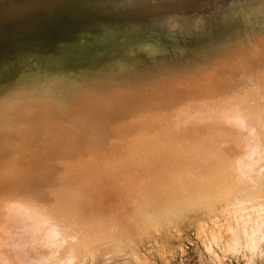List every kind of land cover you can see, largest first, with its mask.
Listing matches in <instances>:
<instances>
[{
	"label": "rangeland",
	"instance_id": "374dc122",
	"mask_svg": "<svg viewBox=\"0 0 264 264\" xmlns=\"http://www.w3.org/2000/svg\"><path fill=\"white\" fill-rule=\"evenodd\" d=\"M108 1L0 10V264H264V0Z\"/></svg>",
	"mask_w": 264,
	"mask_h": 264
},
{
	"label": "bare ground",
	"instance_id": "6f19581e",
	"mask_svg": "<svg viewBox=\"0 0 264 264\" xmlns=\"http://www.w3.org/2000/svg\"><path fill=\"white\" fill-rule=\"evenodd\" d=\"M69 0H64V2H68ZM92 1V0H91ZM103 1V0H102ZM105 1V3H103L101 6H102V8L103 9H105V8H107L108 9V7H110V1H106V0H104ZM127 1H131V0H127ZM210 1H212V0H208V1H206L207 3L208 2H210ZM96 2V1H95ZM90 3V2H89ZM93 3H94V1H93ZM98 3H99V0H98ZM75 4H76V1H75ZM176 3H169V1L168 0H161V1H154V0H133L132 2H125L124 1V3H122L121 1H119V0H116V2L114 3V4H112V6H116V7H120L121 8V10H125V12L123 13L124 15V17H125V19L126 20H128V21H136V22H138L139 20L140 21H147V20H150V19H152V18H154V17H156V16H160V15H168V14H171V13H173V12H178V11H180V6L179 5H175ZM2 5V6H1ZM20 5H22L21 4V2L20 3H18L17 2V0H0V10L2 9V7L3 6H6V10H2L1 12H3L4 14L3 15H8V14H14V15H24V14H27V13H32V14H35V13H40V11H42L44 8H43V6L42 5H34L33 6V8L32 9H27V8H25V7H22V8H20L21 6ZM96 5V4H95ZM227 5H231V1H229V0H215L214 1V5H211V7L212 6H215V7H217V6H220L219 8L220 9H222L224 6H227ZM72 6L73 5H71V7H69L67 10V12H70V10L72 9ZM179 7V8H178ZM218 8V7H217ZM66 10H64L63 12H65ZM154 15V17H152ZM189 15V14H188ZM1 17H4V16H1ZM152 17V18H151ZM24 18H28V16H23L22 17V19H24ZM174 23V22H173ZM179 25V24H178ZM178 25L177 26H175V27H178ZM247 38H249V37H247ZM206 53L207 52H205L203 55L204 56H206ZM207 54H209V53H207ZM218 55H219V53H218ZM210 56V55H209ZM216 57H214L213 59H215ZM205 60V59H204ZM210 61H213V60H211V57H210ZM215 61V60H214ZM207 62V61H206ZM207 64V63H206ZM211 64V63H210ZM175 65V64H174ZM173 65V66H174ZM208 65V64H207ZM212 65V64H211ZM172 66V67H173ZM206 65H204V67H205ZM170 67V66H169ZM206 68V67H205ZM160 69V68H159ZM162 69H165V68H162ZM161 69V70H162ZM209 69V68H208ZM208 69H204V70H208ZM160 70V71H161ZM195 70V69H194ZM194 70H193V72H194ZM201 70H203V69H201ZM200 70V71H201ZM153 71V70H152ZM156 71V70H155ZM187 71V70H186ZM197 71H198V69H197ZM154 72V71H153ZM192 72V71H191ZM191 72H190V74H191ZM203 72V71H202ZM185 73H187V74H189L188 72H185ZM148 74V73H147ZM151 74V73H150ZM156 74V73H155ZM182 74V73H181ZM189 74V75H190ZM143 75H146V74H142V75H140V76H142L143 77ZM178 75V74H177ZM188 75V76H189ZM161 76V75H160ZM159 76V80L161 79V77ZM175 76V75H174ZM183 76H186V75H184L183 74ZM182 76V77H183ZM137 77H139L138 75L135 77V78H137ZM176 77V76H175ZM178 77H179V75H178ZM177 77V78H178ZM181 77V76H180ZM179 77V78H180ZM134 78V77H133ZM134 78V79H135ZM164 78V77H163ZM162 78V79H163ZM172 78V77H171ZM170 78V79H171ZM133 79V80H134ZM154 79V78H153ZM165 79V78H164ZM168 79V78H167ZM166 79V80H167ZM130 80H132V78L130 79ZM130 80H128V81H130ZM144 80V79H143ZM152 80V79H151ZM155 80V79H154ZM157 80V79H156ZM156 80H155V82H156ZM161 81V80H160ZM159 81V82H160ZM163 81V80H162ZM136 82V81H135ZM158 82V81H157ZM118 83V82H117ZM123 83V82H122ZM153 82H150L149 83V85H151ZM119 84H120V82H119ZM156 84V83H155ZM155 84H154V86H155ZM104 85H107V83L106 84H104ZM109 85V84H108ZM111 85V84H110ZM113 85H114V83H113ZM153 85V84H152ZM101 86V85H100ZM99 86V87H100ZM102 86H103V84H102ZM101 86V89L102 88H105V87H102ZM156 86H158V83H157V85ZM108 87V86H107ZM146 87H148V86H146ZM146 87H144V88H146ZM87 88V87H86ZM89 88V87H88ZM87 88V89H88ZM92 88V87H91ZM95 88V87H94ZM82 89V88H81ZM99 90H100V88H98ZM126 89V88H125ZM138 89V88H137ZM137 89H135L134 91H138ZM143 89V87L141 88V90ZM144 90V89H143ZM263 92H264V90L263 89H261ZM73 91H76V89L74 90L73 89ZM72 91V92H73ZM125 90H123V93H125L124 92ZM133 91V90H132ZM133 91V92H134ZM71 92V91H70ZM71 92V93H72ZM117 92V91H116ZM115 92V93H116ZM130 92V91H129ZM231 92V91H230ZM120 93V92H119ZM122 93V94H123ZM128 93V92H127ZM262 93V92H261ZM66 94H68L67 92H66ZM113 95H120V94H114V93H112ZM264 94V93H263ZM71 95H73V94H71ZM103 95V94H102ZM52 96V95H51ZM66 96V95H65ZM74 96V95H73ZM108 96H110V95H108ZM54 97H56V96H54ZM71 97V96H70ZM96 97V96H95ZM119 97V96H118ZM222 97H224L223 95H222ZM229 96H227V98H228ZM234 97H236L237 98V96H234ZM57 98V97H56ZM60 98V97H59ZM58 98V99H59ZM66 98V97H65ZM65 98L63 99V101L65 100ZM75 98V97H74ZM93 98V97H92ZM104 98H107V96H105L104 95ZM103 98V96H102V99H104ZM235 98V99H236ZM81 99H83V98H81ZM80 99V100H81ZM85 99H87V97L85 98ZM85 99H83L84 100V102H85ZM90 99V98H89ZM96 99H98L97 97H96ZM95 99V101H98V100H96ZM217 99V98H216ZM232 99V98H231ZM257 99V98H256ZM60 100V102H61V98L59 99ZM68 100V99H67ZM74 100V99H73ZM88 100V99H87ZM91 100H93V99H91ZM100 101H101V98L99 99ZM219 100V99H218ZM238 100V99H237ZM240 101H241V99H239ZM238 100V101H239ZM45 101V100H44ZM48 101V100H47ZM62 101V102H63ZM66 101V100H65ZM75 102L76 101H78V100H74ZM217 101V100H216ZM234 102H235V100H233ZM240 101L238 102V103H240ZM89 102H94V101H90L89 100ZM215 102V101H214ZM233 102V103H234ZM258 102V101H257ZM74 103V102H73ZM77 103V102H76ZM96 103V102H95ZM100 103V102H99ZM102 103V102H101ZM208 103H210L209 101H208ZM227 103V102H226ZM232 103V102H231ZM232 103V104H233ZM75 104V103H74ZM192 104H195V102L194 103H192ZM191 104V105H192ZM224 104V103H223ZM229 104V103H228ZM235 104V103H234ZM255 104V103H254ZM200 105V104H199ZM210 105H212V102H211V104ZM227 105V104H226ZM240 105V104H239ZM261 105V104H260ZM75 106V105H74ZM193 106V105H192ZM198 106V105H197ZM200 106H202V105H200ZM229 106V105H228ZM230 106H232V105H230ZM12 107V106H11ZM88 107V106H87ZM195 107H196V105H195ZM205 107V106H204ZM222 107V106H221ZM221 107H219V108H221ZM242 107H244V106H242ZM261 107V106H260ZM46 108V107H45ZM190 108V107H189ZM198 108V107H197ZM210 108V107H209ZM245 109H246V107H244ZM263 108V107H262ZM47 109V108H46ZM83 109V108H82ZM181 109L182 108H180V109H178V110H180L181 111ZM201 109V108H200ZM202 109H203V107H202ZM201 109V110H202ZM225 109V108H224ZM177 110V111H178ZM189 110V109H188ZM191 110V109H190ZM195 109H193L192 108V112H195L194 111ZM200 110V111H201ZM260 110H261V108H260ZM9 111V110H8ZM10 111H12L11 110V108H10ZM47 111V110H46ZM45 111V112H46ZM176 111V112H177ZM180 111H179V113H180ZM182 111H184V110H182ZM205 111V110H204ZM206 111H208V110H206ZM221 111V110H220ZM192 112H190L189 111V113H191V115H192ZM210 112V111H209ZM216 112V111H215ZM222 112V111H221ZM258 112H261V111H258ZM28 113V112H27ZM26 113V114H27ZM171 113H173V111L171 112ZM183 113V112H182ZM207 114H208V112H206ZM213 113V112H212ZM239 113L242 115L243 113L245 114V115H247V113H248V111H247V113H245V112H242L241 110L239 111ZM177 114V113H176ZM187 114H188V112H187ZM199 114V113H198ZM204 114V113H203ZM211 114V113H210ZM221 114V113H220ZM233 114H235L234 116H233V118L231 117L230 118V120L232 119L233 121H231V122H235V119H238V116H237V114H236V110H235V112H232V113H230V114H227V115H233ZM172 115V114H171ZM173 115H175V114H173ZM172 115V116H173ZM182 115V114H181ZM214 115V114H213ZM218 115V114H217ZM217 115H215V117H217ZM31 116V115H30ZM33 116V115H32ZM35 116V115H34ZM162 116V115H161ZM168 116H170V115H168ZM184 116V115H183ZM182 116V117H183ZM187 116V115H186ZM193 116V115H192ZM243 116V115H242ZM249 116H250V114H249ZM160 117V116H159ZM164 117V116H163ZM177 117H179V114L177 115ZM188 117V116H187ZM199 117H200V115H199ZM202 117V116H201ZM214 117V116H213ZM212 117V118H213ZM166 118V117H165ZM189 118V117H188ZM198 118V117H197ZM219 119H220V117H218ZM161 119V118H160ZM169 119V118H168ZM182 119V118H181ZM184 119H185V117H184ZM190 119V118H189ZM201 119V118H200ZM199 119V120H200ZM240 119H242L241 117H240ZM68 120V119H67ZM164 120V119H163ZM166 120V119H165ZM175 120V119H174ZM195 120V119H194ZM208 120H211L210 118H209V116H208V118H207V121ZM215 120V119H214ZM225 120V119H224ZM224 120H222V121H224ZM230 120H227L228 122L230 121ZM160 121V120H159ZM177 121V120H176ZM221 121V120H220ZM40 122V121H39ZM150 122H152V121H149V124L150 125H152ZM153 122H155V121H153ZM198 122V121H197ZM225 122V121H224ZM141 123V122H140ZM156 123H154V125H155ZM161 124V123H160ZM170 124V123H169ZM185 124V123H184ZM39 125H41V124H39ZM165 125V124H164ZM187 125V124H186ZM214 125H215V123H214ZM191 126V125H190ZM233 126V125H232ZM150 127V126H149ZM148 127V128H149ZM177 127V126H176ZM209 127V126H208ZM152 128V127H151ZM151 128H149V129H151ZM153 128H154V126H153ZM156 128V127H155ZM158 128V130L160 129L159 127H157ZM156 128V129H157ZM164 128V127H163ZM170 128V127H169ZM203 128V127H202ZM224 128V127H223ZM139 129V128H138ZM162 129V128H161ZM189 129V128H188ZM236 129H238V128H235V129H233V130H229V128L227 129V130H229V131H233V134H237L238 132H237V130ZM243 130V132L245 133L246 131H247V129H249V132L250 133H253L254 132V130L256 131V127H250V128H242ZM153 130V129H152ZM151 130V131H152ZM163 130V129H162ZM182 130V129H181ZM187 130V129H186ZM236 130V132H234ZM239 130H240V127H239ZM238 130V131H239ZM114 131V130H113ZM164 131H165V129H164ZM163 131V132H164ZM172 131V130H171ZM193 131V130H192ZM150 132V131H149ZM154 132V131H153ZM153 132H152V134H153ZM167 132H168V130H167ZM174 132V131H173ZM248 132V131H247ZM145 133V132H144ZM161 133V132H160ZM159 133V135H161ZM170 133V132H169ZM187 133V132H186ZM240 133V132H239ZM188 134H189V131H188ZM232 134V133H231ZM246 134V133H245ZM117 135V134H116ZM145 135V134H144ZM154 135H156V134H154ZM153 135V137H155ZM176 135H177V133H176ZM187 134H185V136H186ZM242 135H243V133H242ZM135 136V135H134ZM143 136V135H142ZM141 136V137H142ZM148 136V135H147ZM156 136H158V134L156 135ZM164 136H166V134L164 135ZM174 136V135H173ZM135 137H138V136H135ZM163 137V136H162ZM133 138V137H132ZM144 138V137H143ZM137 139V138H136ZM114 141H115V139H114ZM113 141V142H114ZM116 142V141H115ZM120 142V141H119ZM107 143H109V142H107ZM121 143V142H120ZM125 144V143H124ZM123 145V144H122ZM81 146V145H80ZM84 146V145H83ZM43 147H45V146H43ZM82 148V147H81ZM80 148V149H81ZM96 149V148H95ZM11 159V158H10ZM151 162V161H150ZM153 162V161H152ZM152 162H151V165H152ZM156 162L157 163H159L158 161H155V166H156ZM186 163V162H185ZM78 165V164H77ZM158 165V164H157ZM42 166V165H41ZM47 166V165H46ZM79 166V165H78ZM84 166V165H83ZM154 166V165H153ZM152 166V167H153ZM154 166V167H155ZM45 167V166H44ZM66 167V166H65ZM86 167V166H85ZM62 168L63 167H61L60 166V170H62ZM73 168H74V166H73ZM73 168H70V169H73ZM75 168H77L76 166H75ZM88 168V167H87ZM54 169H57V167L56 168H54ZM59 169V168H58ZM68 169V168H67ZM66 169V170H67ZM79 169V168H78ZM77 169V170H78ZM53 170V169H52ZM59 170V171H60ZM65 170V169H64ZM69 170V169H68ZM74 170V169H73ZM76 170V171H77ZM49 172V171H48ZM52 172V171H51ZM57 172H58V170H57ZM66 172H68V171H66ZM70 172H72V171H70ZM70 172H68L69 174H70ZM76 173H79V172H76ZM66 174V173H65ZM68 174V175H69ZM72 174H74V173H72ZM72 174H70V176H72ZM53 175V174H52ZM67 177H69V176H67ZM13 180V179H12ZM7 185V184H6ZM11 187V186H10ZM4 189V188H3ZM8 190V189H7ZM3 192V191H2ZM4 194V193H3ZM13 196V195H12ZM4 196H2V198H3ZM8 197V196H7ZM15 197V196H14ZM13 197V198H14ZM9 198V197H8ZM11 199H12V197H11ZM10 199V200H11ZM1 200V199H0Z\"/></svg>",
	"mask_w": 264,
	"mask_h": 264
}]
</instances>
